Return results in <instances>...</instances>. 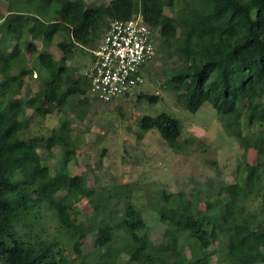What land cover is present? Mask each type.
Returning <instances> with one entry per match:
<instances>
[{
    "label": "trees",
    "instance_id": "1",
    "mask_svg": "<svg viewBox=\"0 0 264 264\" xmlns=\"http://www.w3.org/2000/svg\"><path fill=\"white\" fill-rule=\"evenodd\" d=\"M6 1V14L0 13V264H74L60 240L26 239L25 232L44 207L76 239L73 251L80 261L87 234L95 235L91 264H121L122 253L128 257L125 264H210L214 243L220 249L219 264H264V130L257 140V162L244 164L239 180L222 188L223 202L207 201L202 211L192 196L162 194L155 209L164 226L158 244L147 233L138 235L145 220L128 203L127 186L121 187L123 193H97L86 186L84 175H50L37 151L61 148L64 167L75 158L69 121L60 122L47 138H22L29 128L27 110L44 118L76 97L70 112L89 105V78L73 76L68 61L79 48H95L111 22L140 13L152 33L155 55L158 42L178 62L168 83L179 91L183 109L195 114L209 103L247 147L251 139L239 131L241 110L248 126L264 127V0H110L99 5L83 0ZM166 8L175 16L165 15ZM60 33L66 39L58 43L62 56L55 60L49 49ZM153 59L141 68L143 75ZM36 68L43 72V87L30 96L26 80ZM137 99L152 104L158 97L140 93ZM140 129L156 130L171 149L177 148L182 132L180 122L167 113L142 116ZM122 195L123 217L117 218L111 212L120 209ZM81 197L93 210L85 222L76 219L75 202ZM249 197L260 199L259 216L244 205ZM119 231L129 244L122 251L109 250Z\"/></svg>",
    "mask_w": 264,
    "mask_h": 264
},
{
    "label": "rangeland",
    "instance_id": "2",
    "mask_svg": "<svg viewBox=\"0 0 264 264\" xmlns=\"http://www.w3.org/2000/svg\"><path fill=\"white\" fill-rule=\"evenodd\" d=\"M83 1L86 5H99L110 0ZM7 9L8 1L0 0V13L6 14ZM165 15L173 17L175 11L166 8ZM65 39L66 36L61 33L53 39L49 52L55 60L62 56L58 43ZM177 63L167 51L160 49L157 42L156 55L148 66V73L143 75V84L135 87L126 97L101 103L87 94V107H76L70 112L68 106H72L80 98L76 97L68 100L67 107L44 118L33 115L32 110H27L29 128L22 134L23 139L47 138L60 122L69 121L71 137L77 145L75 158L64 167L60 160L61 148L56 147L51 153L37 151L43 164L49 168L50 175L56 176L64 172L70 177L84 175L86 186L97 193L108 194L120 190L123 193L121 187L127 186L130 192L128 203L137 208L145 220V227L138 235L147 233L149 241L154 244L162 240L164 231L155 210L160 205L162 194L169 196L182 192L192 196L198 209L202 211L206 208L207 201L223 202L225 194L221 191L222 188L239 180L244 164L254 165L257 162V140L260 132L264 130L259 125L248 126L246 112L241 110L240 134L251 139L248 146L243 147L240 138L225 128L224 122L209 103H204L195 114L184 110L176 96L179 91L168 83L169 74ZM67 64L73 76L85 75L91 67L90 53L79 48L74 51ZM43 79L42 70L34 69L31 78L26 80L25 89L30 90V96L43 87ZM140 93L157 96L158 100L152 104L144 99L138 100ZM82 109L87 111L81 116ZM160 113L172 115L182 126L176 149L168 147L156 130L142 132L140 129L142 116L155 117ZM107 194L105 195L108 196ZM123 196L125 195L119 196L120 209L111 212L114 217H123ZM243 203L247 210L259 216L260 199L249 197ZM75 210L77 221L82 222L91 217L93 212L89 201L84 197L75 202ZM37 216L31 229L25 232L27 240L56 238L62 242L61 249L71 263H92L95 252L94 234H87L81 249L84 259L80 261L73 251L76 239L59 228L55 213L44 207L38 211ZM128 242V237L119 231L109 250L122 251ZM210 250L215 251V255L210 258V264H219L218 245L214 243ZM183 253L186 258L189 257L187 248H184ZM127 262L128 257L122 253L119 263Z\"/></svg>",
    "mask_w": 264,
    "mask_h": 264
},
{
    "label": "built area",
    "instance_id": "3",
    "mask_svg": "<svg viewBox=\"0 0 264 264\" xmlns=\"http://www.w3.org/2000/svg\"><path fill=\"white\" fill-rule=\"evenodd\" d=\"M89 94L101 103L124 97L143 84L141 68L155 56V43L140 13L110 23L89 51Z\"/></svg>",
    "mask_w": 264,
    "mask_h": 264
}]
</instances>
